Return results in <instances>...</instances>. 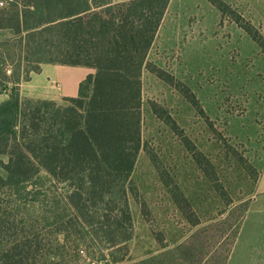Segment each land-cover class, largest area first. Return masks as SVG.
<instances>
[{
    "label": "trees",
    "instance_id": "1",
    "mask_svg": "<svg viewBox=\"0 0 264 264\" xmlns=\"http://www.w3.org/2000/svg\"><path fill=\"white\" fill-rule=\"evenodd\" d=\"M208 1L264 54L258 29L225 2ZM170 2L5 0L0 7V31L12 32L0 40V93L10 91L0 104V264H62L83 248L96 261L121 262L115 255L133 239L128 201L142 149V77L148 70L164 78L148 56ZM44 64L95 73L69 106L22 100L20 83ZM177 86L197 107L190 89ZM99 247L113 262L92 252Z\"/></svg>",
    "mask_w": 264,
    "mask_h": 264
},
{
    "label": "rangeland",
    "instance_id": "2",
    "mask_svg": "<svg viewBox=\"0 0 264 264\" xmlns=\"http://www.w3.org/2000/svg\"><path fill=\"white\" fill-rule=\"evenodd\" d=\"M221 1L264 35V0ZM11 33L0 31V40ZM148 62L164 78L143 72L142 149L128 201L133 239L115 258L119 264H264L260 47L208 0H171ZM9 95L3 90L0 104ZM68 100L58 105L69 106ZM82 252L66 254L62 264H110ZM92 252L113 262L105 248Z\"/></svg>",
    "mask_w": 264,
    "mask_h": 264
},
{
    "label": "crops",
    "instance_id": "3",
    "mask_svg": "<svg viewBox=\"0 0 264 264\" xmlns=\"http://www.w3.org/2000/svg\"><path fill=\"white\" fill-rule=\"evenodd\" d=\"M124 1L126 0H113L114 3ZM80 68H83L84 71H80ZM92 71L95 72L94 69L86 67L44 64L39 73L19 85L20 97L32 100H50L57 104L63 100V97L76 98L80 84L88 75L93 74ZM76 72L80 74L77 80L74 77Z\"/></svg>",
    "mask_w": 264,
    "mask_h": 264
},
{
    "label": "built area",
    "instance_id": "4",
    "mask_svg": "<svg viewBox=\"0 0 264 264\" xmlns=\"http://www.w3.org/2000/svg\"><path fill=\"white\" fill-rule=\"evenodd\" d=\"M5 6V1L4 0H0V7H4Z\"/></svg>",
    "mask_w": 264,
    "mask_h": 264
}]
</instances>
